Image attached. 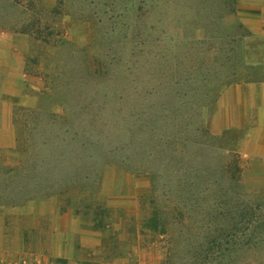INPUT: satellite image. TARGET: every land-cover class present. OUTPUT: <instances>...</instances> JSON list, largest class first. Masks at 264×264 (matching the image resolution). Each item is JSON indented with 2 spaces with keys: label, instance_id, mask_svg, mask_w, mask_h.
Masks as SVG:
<instances>
[{
  "label": "rangeland",
  "instance_id": "rangeland-1",
  "mask_svg": "<svg viewBox=\"0 0 264 264\" xmlns=\"http://www.w3.org/2000/svg\"><path fill=\"white\" fill-rule=\"evenodd\" d=\"M237 11L238 0H0V264H264V127L249 129L252 110L246 130L224 128L223 106L213 115L226 83L250 97L264 85V18L256 31ZM129 109L165 116L153 128L175 138L157 148L115 133L107 119L135 126ZM82 142L98 156L76 159ZM56 151L88 185L83 215L57 197L14 206Z\"/></svg>",
  "mask_w": 264,
  "mask_h": 264
},
{
  "label": "trees",
  "instance_id": "trees-1",
  "mask_svg": "<svg viewBox=\"0 0 264 264\" xmlns=\"http://www.w3.org/2000/svg\"><path fill=\"white\" fill-rule=\"evenodd\" d=\"M235 2V0H233ZM215 19V18H214ZM214 21V20H213ZM198 80H196L195 83H197ZM186 83V82H184ZM189 83V82H188ZM192 83V82H191ZM202 84V83H201ZM196 85V84H194ZM230 83H226L225 87L229 86ZM128 116L131 120V122L135 121V126H129L125 123H121L120 120L118 121L116 118H110L107 119L109 122H111L112 127L115 133H119L121 128H118L117 126H122L124 130H127L128 128L134 130L137 132V136L141 133L142 135H148L147 138L143 140H150L153 141L156 147L158 148L163 143H168V140L175 138L174 135H168L160 132H156V130L153 128L154 122L157 120H164L165 116L160 115L155 110H146V109H129ZM143 121V123L139 124V121ZM192 122L196 121L195 118L190 119ZM134 126V127H133ZM168 126V125H167ZM122 131V130H121ZM188 142L192 145H204L201 141L197 140H188ZM169 144V143H168ZM85 142H82L80 144V147L76 148L72 153H75L77 156L76 159H80L83 157L85 151H87L89 154H95L97 150H93L92 148L88 147L84 151ZM94 151V152H93ZM23 153L29 152V148L22 150ZM153 152L149 153L152 154ZM68 155L67 153L61 154V151H56L55 153H49L45 155L44 157V165L42 168V171L36 174H30V178L24 180V186L22 188L23 191L14 193V206H20V202L27 203L32 202L34 200H45V199H51L54 197L60 198L62 202H65L66 205L70 209H74L77 214L83 215V198L85 197V193L83 195V192L88 188V185L83 184V179H81L80 175H77V172L75 171L74 167L71 165H68ZM115 153L113 154V156ZM29 158V154H28ZM31 167H37V165L32 161ZM39 168V166H38ZM142 168L141 166L139 167ZM142 172H145L153 181L156 179L154 178V175L147 173L143 169H141ZM83 178V176H82ZM91 188V187H90ZM149 197V194L147 193L145 197ZM153 197V200H160L159 194H151L150 198ZM99 197V193L91 192L90 199L91 202L95 204V201H97V198ZM147 197V198H148ZM95 208L97 207V204H95ZM109 210L107 207H104L103 210Z\"/></svg>",
  "mask_w": 264,
  "mask_h": 264
},
{
  "label": "crops",
  "instance_id": "crops-1",
  "mask_svg": "<svg viewBox=\"0 0 264 264\" xmlns=\"http://www.w3.org/2000/svg\"><path fill=\"white\" fill-rule=\"evenodd\" d=\"M238 16L242 19V21L248 27L259 31L260 24L263 22L264 18V0H238ZM251 18H257L256 22L252 24V21L249 20ZM259 19V20H258ZM261 21V22H260ZM242 85L235 84L227 86V88L223 89L220 94V99L218 102V108L213 110V115L218 113L222 106L224 107V123L225 129L231 128H239L246 130V124L249 121V115L252 112L255 114L253 118H255V125L253 128L249 129H263L264 127V85L260 93H256L255 96L250 97L248 95L245 96L244 90L242 89ZM262 101V102H261ZM220 113V112H219ZM216 116V115H215ZM240 122V124H239ZM249 137L252 135L249 134ZM255 142L257 140L255 139ZM254 146V143H253ZM252 150V149H251ZM247 153V152H246ZM152 157V161L156 160L154 158L153 153L150 154ZM247 155V154H246ZM251 156L260 155L257 149L250 154ZM147 158L145 162H147ZM141 169L145 170L147 173L154 175L155 177H159V172L155 169H150L147 165H141ZM166 187L161 185V189L163 192V197L168 201L169 192H166Z\"/></svg>",
  "mask_w": 264,
  "mask_h": 264
}]
</instances>
